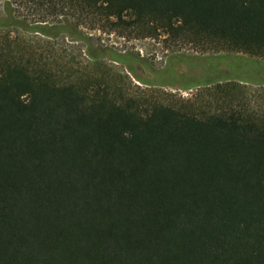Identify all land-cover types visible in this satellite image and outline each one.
<instances>
[{
  "label": "trees",
  "instance_id": "1",
  "mask_svg": "<svg viewBox=\"0 0 264 264\" xmlns=\"http://www.w3.org/2000/svg\"><path fill=\"white\" fill-rule=\"evenodd\" d=\"M117 28L200 54L155 68L89 32ZM106 58L203 75L183 97ZM260 71L264 0H4L0 264H264Z\"/></svg>",
  "mask_w": 264,
  "mask_h": 264
},
{
  "label": "rangeland",
  "instance_id": "2",
  "mask_svg": "<svg viewBox=\"0 0 264 264\" xmlns=\"http://www.w3.org/2000/svg\"><path fill=\"white\" fill-rule=\"evenodd\" d=\"M4 0H0V8ZM93 36V39L97 43H102L108 45L117 52H133L139 54L140 56L146 58L149 63L155 68H161L166 65V62L171 54L186 52L188 54H200V51L196 50L197 48L191 45H181L180 43H174L167 39V36L160 35L158 37H142L137 35L134 31L129 29L117 28V30L111 32H105L101 30H90L89 31ZM107 61L113 63L117 67V73L123 74L122 76L126 77L125 81L127 85H130L134 88L137 86L141 88H146L147 86L153 85L155 88L162 89L164 91H172L174 93H179L183 97L191 96V93L196 91V88L190 90H185L180 86L183 83V78L181 74H184V77H193V76H202L203 71L200 68L194 67L187 63H179L176 65V72L171 76V79L168 84L161 85L159 84L153 72L147 69L144 65L132 63V66L129 67L128 64H124L115 60L106 58ZM131 67L134 70H131ZM225 69H229L227 72L234 73L236 75H241V73L248 72H234L231 68H227L226 65L223 66ZM240 70H247V68H240ZM264 75V71H260ZM138 75L143 77L145 80L149 81L152 84H146ZM248 77V75H245ZM156 83V84H153ZM248 87L253 90H261V93H256L258 99V105H264V83H251L246 82ZM148 89V88H147Z\"/></svg>",
  "mask_w": 264,
  "mask_h": 264
},
{
  "label": "water",
  "instance_id": "3",
  "mask_svg": "<svg viewBox=\"0 0 264 264\" xmlns=\"http://www.w3.org/2000/svg\"><path fill=\"white\" fill-rule=\"evenodd\" d=\"M185 90H190V89H185Z\"/></svg>",
  "mask_w": 264,
  "mask_h": 264
}]
</instances>
